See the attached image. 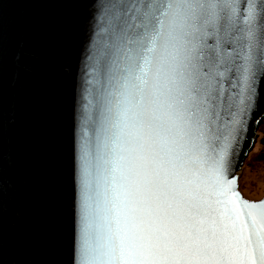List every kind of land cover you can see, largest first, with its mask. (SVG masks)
<instances>
[{
    "label": "snow or ice",
    "instance_id": "6c2138e0",
    "mask_svg": "<svg viewBox=\"0 0 264 264\" xmlns=\"http://www.w3.org/2000/svg\"><path fill=\"white\" fill-rule=\"evenodd\" d=\"M107 15L95 57L107 80L95 99L86 89L82 117L74 264H264V201L230 177L264 99V0L243 12L239 0H123Z\"/></svg>",
    "mask_w": 264,
    "mask_h": 264
},
{
    "label": "water",
    "instance_id": "95a60500",
    "mask_svg": "<svg viewBox=\"0 0 264 264\" xmlns=\"http://www.w3.org/2000/svg\"><path fill=\"white\" fill-rule=\"evenodd\" d=\"M122 2L0 0V264L75 262L86 89L95 99L106 83L104 58L95 57L109 41L107 13ZM249 2L239 0L242 12ZM93 67L95 86L86 83ZM262 114L264 99L241 134L230 177L253 149ZM91 115L98 123L96 108ZM237 190L244 199L238 179Z\"/></svg>",
    "mask_w": 264,
    "mask_h": 264
},
{
    "label": "rangeland",
    "instance_id": "374dc122",
    "mask_svg": "<svg viewBox=\"0 0 264 264\" xmlns=\"http://www.w3.org/2000/svg\"><path fill=\"white\" fill-rule=\"evenodd\" d=\"M264 137V118L257 129V139L253 149L244 161L238 178V189L244 199L258 201L264 195V161L260 154L264 153V145L260 144Z\"/></svg>",
    "mask_w": 264,
    "mask_h": 264
},
{
    "label": "trees",
    "instance_id": "16d2710c",
    "mask_svg": "<svg viewBox=\"0 0 264 264\" xmlns=\"http://www.w3.org/2000/svg\"><path fill=\"white\" fill-rule=\"evenodd\" d=\"M260 144H263L264 145V137H261ZM260 158H261V160L264 161V153L260 154Z\"/></svg>",
    "mask_w": 264,
    "mask_h": 264
},
{
    "label": "built area",
    "instance_id": "2783aa9c",
    "mask_svg": "<svg viewBox=\"0 0 264 264\" xmlns=\"http://www.w3.org/2000/svg\"><path fill=\"white\" fill-rule=\"evenodd\" d=\"M241 170L238 172L237 176L240 174Z\"/></svg>",
    "mask_w": 264,
    "mask_h": 264
}]
</instances>
